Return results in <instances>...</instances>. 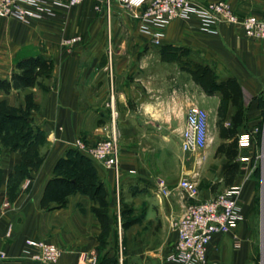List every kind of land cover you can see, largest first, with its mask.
Instances as JSON below:
<instances>
[{"label": "crops", "instance_id": "obj_1", "mask_svg": "<svg viewBox=\"0 0 264 264\" xmlns=\"http://www.w3.org/2000/svg\"><path fill=\"white\" fill-rule=\"evenodd\" d=\"M228 1L239 16L264 14V0ZM42 14L31 21L0 17V79L10 81L8 91L0 88V105L46 135L35 149L43 157L36 169L23 170L22 150L0 143V251L6 253L0 264H34L28 238L62 248L59 261L49 264H179L171 259L173 222L194 201L179 187L184 177L197 183L200 200L244 184L241 220L213 237L210 260L257 263L261 223L252 161L260 135L243 147L239 140L264 125V40L251 39L240 24L206 29L189 18L171 22L156 43L117 0L49 4ZM78 35L79 42L64 44ZM31 57L43 65L27 82L20 63ZM208 64L236 84L243 106L215 130L211 119L221 98L207 94L197 75ZM191 104L210 113L209 145L194 153L181 146ZM227 124L232 134H225ZM111 135L121 153L117 175L75 147L78 138L92 146ZM71 148L88 158L98 180L58 201L50 188L64 178L56 166ZM196 153L204 155V172L213 157L222 163L233 156L242 166L230 184L225 175L203 180Z\"/></svg>", "mask_w": 264, "mask_h": 264}, {"label": "built area", "instance_id": "obj_2", "mask_svg": "<svg viewBox=\"0 0 264 264\" xmlns=\"http://www.w3.org/2000/svg\"><path fill=\"white\" fill-rule=\"evenodd\" d=\"M84 0H0V17L14 16L31 21L43 16L42 10L49 4L76 5ZM129 9L133 17L141 23V30L159 43L168 25L177 19H199L203 27L211 29L220 22L240 24L251 39L264 40V14L239 16L228 0H117ZM46 7H44V6ZM81 36L66 39L64 44L72 45ZM264 147V125L262 129ZM260 127L246 133L239 140L240 146L253 141ZM181 146L184 152H200L207 148L211 139L210 113L197 104H191L186 111V124L181 133ZM76 148L89 155L116 175L120 168L121 153L118 138L113 135L89 146L78 138ZM246 158L241 157L244 161ZM30 180L26 181L28 186ZM188 197L195 199L187 205L184 214L173 222L177 241L171 259L179 264H220L210 260V243L215 235L226 234L241 220V195L244 184H234L219 194L204 200L198 199L199 188L195 182L184 177L179 183ZM10 235V231H8ZM238 242V241H237ZM28 253L34 264H49L59 261L63 250L55 243L37 239H26ZM5 257V251H0ZM85 264V263H83ZM90 264H96L93 261Z\"/></svg>", "mask_w": 264, "mask_h": 264}, {"label": "trees", "instance_id": "obj_3", "mask_svg": "<svg viewBox=\"0 0 264 264\" xmlns=\"http://www.w3.org/2000/svg\"><path fill=\"white\" fill-rule=\"evenodd\" d=\"M40 57H31L20 63L24 69L25 80L29 82L35 72H40L42 66ZM39 68V69H38ZM207 72V65L203 67ZM10 81L0 79V88L8 91ZM46 142L45 132L35 125H30L26 119L19 115L15 109L8 108L5 104L0 105V143L21 149L23 153V170L36 169L42 162L43 157L37 152V143ZM35 151V152H34ZM230 157L229 160L233 158ZM84 169H82V167ZM56 172L63 174L64 178L57 181V184L50 188L52 198L63 201L76 190H84L87 184L93 185L98 180L96 173L88 158L79 150L71 148L68 151V159L62 158L57 166ZM239 172V165L235 164L225 172L226 183L234 181ZM29 174V172H28ZM51 196V195H50Z\"/></svg>", "mask_w": 264, "mask_h": 264}, {"label": "rangeland", "instance_id": "obj_4", "mask_svg": "<svg viewBox=\"0 0 264 264\" xmlns=\"http://www.w3.org/2000/svg\"><path fill=\"white\" fill-rule=\"evenodd\" d=\"M207 67H208L207 72L203 76H202V73H204L205 69L203 68V66L199 67L198 74H197L198 83L204 88V91L207 94L219 95L221 98L218 112L214 114L211 119V127L212 129L215 130L216 128L220 127L221 122H226V121L228 122L231 119L232 114H235L238 108L239 110H241L243 106L240 102H238L239 101V90L236 84H234L232 80L231 82L229 79L228 80L222 79L223 74L220 73V71L222 70L218 72L212 65H209V64L207 65ZM228 83L230 84V86L228 85ZM227 125L228 126L226 128L225 134H232L233 124H227ZM262 129L263 128L261 127L260 128L261 132L259 133L260 143L257 146V153L252 161V165L255 167V174L257 177V181H258L256 195H255V202H256L255 211H256V214L258 215V218H260L261 230L257 237L258 238L257 240V251L258 252H257V259H256L257 263H251V264H264V147L262 143V140H263V137H262L263 130ZM111 136H108L106 138H109ZM203 157L204 155L202 153L195 154V158H196L195 162L199 166L198 167L199 171H202L201 177L203 180L204 178L208 179V177H211L212 179L215 175H218L219 177L221 176L223 177L225 175V172L229 170L230 168H232L235 164L239 165V168L242 166L241 164L242 162H236L234 160V157L231 160H229L230 157L229 158L226 157L227 161L225 159V161H223L222 163L219 157H213V159H211L212 163L207 164L205 167V169H209L210 171L204 172L203 167L205 165L203 162L204 161ZM218 263L227 264V263H222V262H218Z\"/></svg>", "mask_w": 264, "mask_h": 264}]
</instances>
